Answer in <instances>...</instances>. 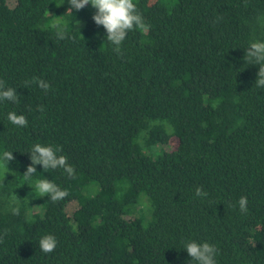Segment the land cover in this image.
I'll use <instances>...</instances> for the list:
<instances>
[{
	"label": "trees",
	"instance_id": "obj_1",
	"mask_svg": "<svg viewBox=\"0 0 264 264\" xmlns=\"http://www.w3.org/2000/svg\"><path fill=\"white\" fill-rule=\"evenodd\" d=\"M62 3L0 0V80L18 95L0 101V156L15 157L0 163V264H192L193 240L217 248L216 264H264V89L243 59L264 42V0H134L147 29L120 54L91 4L72 14ZM33 77L47 93L24 87ZM13 111L26 127L7 120ZM37 143L61 149L75 176L36 165L25 181ZM45 178L68 196H37Z\"/></svg>",
	"mask_w": 264,
	"mask_h": 264
},
{
	"label": "clouds",
	"instance_id": "obj_2",
	"mask_svg": "<svg viewBox=\"0 0 264 264\" xmlns=\"http://www.w3.org/2000/svg\"><path fill=\"white\" fill-rule=\"evenodd\" d=\"M68 3L69 8L66 12L72 14L73 9L79 12L87 5L91 4L96 10L92 16L93 21L97 27L103 26L106 32L105 40L114 46L113 50L117 54L121 53V45L130 31L147 29L142 15L137 11V6L134 3V0H68ZM62 4L57 7H60ZM48 14L53 15L49 11ZM50 27L55 30L56 38L58 40L69 38L66 26L62 25L59 20L52 23ZM243 59L246 63L257 65L259 67L254 87L264 89V42H250L248 48L245 49ZM32 85L38 86L45 93L51 88V85L47 81L38 77H33L31 81H25L24 87L30 88ZM5 100L12 103H18V95L15 88H6L5 82L0 80V101ZM38 110L43 112L45 109L41 105L38 107ZM7 120L12 125L20 128L28 125L27 118L23 114L17 115L14 111L7 114ZM59 151H61V149L52 146H42L39 143L32 146L29 151L31 163L22 175L24 180L31 181V178L37 173L36 165H42L44 170L60 168L63 169L68 177H74L75 169L68 163L66 156L57 155ZM14 159L13 152L4 151L2 156H0V163L11 162ZM32 189L37 196L50 197L52 202L61 201L68 196L66 190H62L58 185L47 178L36 180L34 188ZM195 195L203 198L207 197L208 193L203 191L200 187H197ZM19 200L20 199L15 196L11 203L13 205H18ZM237 203L240 212L247 213V197L241 196ZM233 207H235V205H233ZM11 212L13 215H19L20 208L18 206L11 207ZM38 246L42 252L46 254L51 253L57 247V240L53 235H45L39 240ZM184 249H186L188 256L191 258L192 264H216L215 256L218 250L213 244L208 242L198 243L193 240L186 242L184 244Z\"/></svg>",
	"mask_w": 264,
	"mask_h": 264
},
{
	"label": "rangeland",
	"instance_id": "obj_3",
	"mask_svg": "<svg viewBox=\"0 0 264 264\" xmlns=\"http://www.w3.org/2000/svg\"><path fill=\"white\" fill-rule=\"evenodd\" d=\"M94 186H95V190L93 191V194H95L97 192V190L99 189V185L98 184L95 183ZM144 200H147V195H146V193L143 192L140 195V202H143ZM140 207H142V204L140 206L138 204L137 208L139 209ZM77 208H78V205L75 202L70 204L67 207V214L70 215ZM148 208H149L148 215H144V214L139 212V214L142 215V222H143L144 226H146L148 224V220L151 218L152 209H151L150 205H149Z\"/></svg>",
	"mask_w": 264,
	"mask_h": 264
}]
</instances>
